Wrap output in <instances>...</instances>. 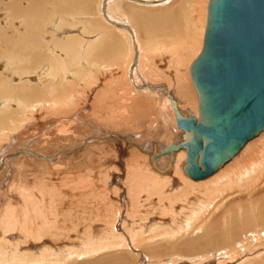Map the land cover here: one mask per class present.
<instances>
[{
  "label": "bare ground",
  "instance_id": "obj_1",
  "mask_svg": "<svg viewBox=\"0 0 264 264\" xmlns=\"http://www.w3.org/2000/svg\"><path fill=\"white\" fill-rule=\"evenodd\" d=\"M207 5L0 0V264H264V130L184 170Z\"/></svg>",
  "mask_w": 264,
  "mask_h": 264
},
{
  "label": "water",
  "instance_id": "obj_2",
  "mask_svg": "<svg viewBox=\"0 0 264 264\" xmlns=\"http://www.w3.org/2000/svg\"><path fill=\"white\" fill-rule=\"evenodd\" d=\"M190 71L200 119L178 116L177 123L192 131L184 170L201 178L264 130V0H208Z\"/></svg>",
  "mask_w": 264,
  "mask_h": 264
},
{
  "label": "rangeland",
  "instance_id": "obj_3",
  "mask_svg": "<svg viewBox=\"0 0 264 264\" xmlns=\"http://www.w3.org/2000/svg\"><path fill=\"white\" fill-rule=\"evenodd\" d=\"M8 0H5V3L7 2ZM207 8V7H206ZM0 14H2V13H0ZM4 17V15L2 16V15H0V19L1 18H3ZM156 28L157 27H153V25L152 24H149V29L151 30V31H156ZM204 32V31H203ZM154 33H156V32H154ZM111 54H113V51H109V53H108V56H105V57H102V56H99V58H98V56H97V59H102L103 61H104V63H100V64H112V57H110L111 56ZM107 55V54H106ZM101 57V58H100ZM109 57V58H108ZM111 58V59H110ZM110 61V62H109ZM107 62V63H106ZM189 70V69H188ZM190 73V72H189ZM106 82V81H105ZM193 88H194V86H193ZM195 89V88H194ZM195 91V90H194ZM195 94H196V92H195ZM197 100V99H196ZM198 107V106H197ZM198 109V108H197ZM198 111V110H197ZM184 173V172H183ZM185 174V173H184ZM186 175V174H185Z\"/></svg>",
  "mask_w": 264,
  "mask_h": 264
}]
</instances>
